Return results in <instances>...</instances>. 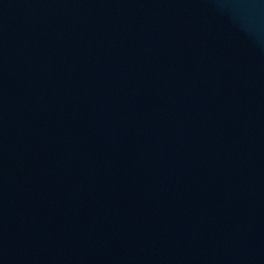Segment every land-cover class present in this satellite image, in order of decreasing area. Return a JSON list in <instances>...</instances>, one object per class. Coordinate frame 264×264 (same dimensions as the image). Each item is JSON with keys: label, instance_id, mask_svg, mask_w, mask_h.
Masks as SVG:
<instances>
[{"label": "water", "instance_id": "1", "mask_svg": "<svg viewBox=\"0 0 264 264\" xmlns=\"http://www.w3.org/2000/svg\"><path fill=\"white\" fill-rule=\"evenodd\" d=\"M199 264H264V0H254L217 141Z\"/></svg>", "mask_w": 264, "mask_h": 264}]
</instances>
